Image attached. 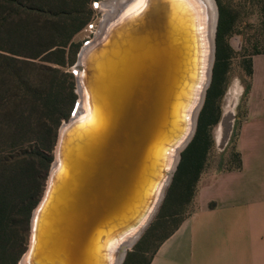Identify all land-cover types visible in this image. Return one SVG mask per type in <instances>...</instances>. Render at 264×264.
<instances>
[{"label": "water", "instance_id": "95a60500", "mask_svg": "<svg viewBox=\"0 0 264 264\" xmlns=\"http://www.w3.org/2000/svg\"><path fill=\"white\" fill-rule=\"evenodd\" d=\"M208 14L196 0H144L82 53L85 110L59 129L20 264H121L195 132L215 52Z\"/></svg>", "mask_w": 264, "mask_h": 264}, {"label": "trees", "instance_id": "16d2710c", "mask_svg": "<svg viewBox=\"0 0 264 264\" xmlns=\"http://www.w3.org/2000/svg\"><path fill=\"white\" fill-rule=\"evenodd\" d=\"M92 1L0 0V264H18L24 253V235L50 163L47 151L57 128L70 118L75 106L76 78L66 69L76 61L80 42L75 37L91 19ZM218 4L212 79L196 133L181 154L157 220L166 217L169 207L192 202L213 145L212 130L221 118L234 54L225 37L234 20ZM259 54L264 53L257 51L243 61L249 78L246 93L251 85L252 57ZM237 121L236 115L232 137ZM233 159L235 164L227 171L242 167L236 143ZM157 247L145 264H150Z\"/></svg>", "mask_w": 264, "mask_h": 264}, {"label": "crops", "instance_id": "0c3cea01", "mask_svg": "<svg viewBox=\"0 0 264 264\" xmlns=\"http://www.w3.org/2000/svg\"><path fill=\"white\" fill-rule=\"evenodd\" d=\"M236 150L241 169L201 174L196 209L150 264H264V54L252 57Z\"/></svg>", "mask_w": 264, "mask_h": 264}, {"label": "rangeland", "instance_id": "374dc122", "mask_svg": "<svg viewBox=\"0 0 264 264\" xmlns=\"http://www.w3.org/2000/svg\"><path fill=\"white\" fill-rule=\"evenodd\" d=\"M218 1L221 3L224 9H226L229 12V14L234 20V24H233V28L231 32L225 37L226 43H228L229 46L232 48V50L234 51V54L230 62V69L228 73V84H227L225 95L222 100V106H221L222 112H223V106L225 104L228 91L232 88H237V87H239L240 90H239V96H238V100H237L236 107H235V113H234L237 115L238 121L235 127V133L233 137H232L233 131H231V135L229 137L230 139L228 140L227 144L223 148H220L219 142L218 141L215 142V128L217 125L212 130L213 145L208 153L207 161H206V168H205V171H208L209 173H212V174L218 173L221 171H227L229 168H231L235 164V160L233 159V152L235 149L236 136L238 133L240 119L243 113L245 99L247 95V93L245 92V87L249 83V78L246 76L243 61L244 59H248V57H250L253 53H256L257 51L264 53V0H213L215 11L217 12V25H218V19H219ZM93 15L94 13L91 14V18L93 17ZM216 31H217V27H216ZM216 31H215V36H214L215 38H216ZM82 37H83L82 34L76 35L75 42L81 41ZM215 38H214V44H215V52H216ZM215 52H214L213 65L215 62ZM76 60H77V57H76ZM66 71H68V68L66 69ZM77 90H78V86H77V81H76L75 88H74V91L76 93L75 104L78 102V97H79V92ZM234 118H236L235 115H234ZM65 121L67 120H63L61 124L59 125V127L57 128L55 137H53L54 140H52L50 150L47 151V156L50 159V163L43 173L42 195L46 187V182L49 176L50 168L54 161V151H55L58 132L63 122ZM196 130H197V126H196L195 132L191 140L189 141V143L192 141L196 133ZM183 150L180 153V159H181V154ZM175 171L173 172V176H174ZM173 176H172V179H173ZM172 179H171V182H172ZM170 184L168 185L166 189L164 198L154 218L151 220V222L146 227V229L143 231V233L137 238L135 243L132 246L125 247L124 249L125 255L121 261V264H125L126 260H127V264H145L147 259L150 258L152 252L156 249L158 244H160L163 237L174 229V227L176 226V224L181 218L187 216L190 212L196 209V205L194 203V198H193L192 202L189 205H183V206L175 205V206L169 207V209L165 213L166 217H164L163 219L157 220V215L160 211V208L162 207V204L164 202V199L166 197ZM173 211L175 214L171 215L173 214ZM30 220H31V217H30ZM29 228H30V223H29ZM29 231L30 229L24 235V253L23 254H25L27 250L28 241H29ZM20 260L18 261V264H20Z\"/></svg>", "mask_w": 264, "mask_h": 264}, {"label": "bare ground", "instance_id": "6f19581e", "mask_svg": "<svg viewBox=\"0 0 264 264\" xmlns=\"http://www.w3.org/2000/svg\"><path fill=\"white\" fill-rule=\"evenodd\" d=\"M196 1H198L199 4L206 6L208 13H209L208 16L207 15L206 16L209 19V21H211L210 27L212 30L214 27V22H215V7H214L213 0H196ZM143 3H144V0H118L117 3H113L112 5L108 6V15H111V13L112 15L110 16L109 19L106 20L107 23L105 24L102 30V35L100 39L95 42V45H93L92 47H89L85 51L81 59H83L85 55H87L89 52H91V50L96 48L100 44V42H102V40L107 37L112 27H115V25H117L120 21H122L123 18H125L129 14L139 9ZM190 4L191 3H189L188 5ZM170 6L171 7L176 6V2L173 1L170 4ZM80 74L81 73H79V75ZM80 89H81L82 97L80 95L78 97V108L76 109L74 116H70L71 123L82 118L84 110H85L84 109L85 108V92L82 87V82L80 83V79H79V86L77 90L79 93H80ZM239 90H240L239 87H237V88H232L228 91L225 104L223 106L222 121L215 128V136L217 138L218 137L221 138L219 139V141L217 140L219 142L220 148H223L227 144L229 137L231 135L234 115H235L234 114L235 107H236V103H237L238 96H239ZM24 264L26 263L24 262Z\"/></svg>", "mask_w": 264, "mask_h": 264}, {"label": "built area", "instance_id": "2783aa9c", "mask_svg": "<svg viewBox=\"0 0 264 264\" xmlns=\"http://www.w3.org/2000/svg\"><path fill=\"white\" fill-rule=\"evenodd\" d=\"M118 0H93L91 3V8L93 10V17L84 26L79 34L83 37L80 42V48L77 54L76 62L68 67V72H70L75 78L81 73V67L79 64L80 57L86 49H88L93 43H95L102 35V30L107 23V19L112 15H108V6L113 3H117ZM114 14V12H113ZM78 108V102L75 104L71 116H74L76 109Z\"/></svg>", "mask_w": 264, "mask_h": 264}]
</instances>
